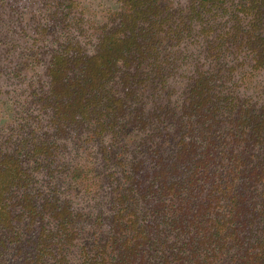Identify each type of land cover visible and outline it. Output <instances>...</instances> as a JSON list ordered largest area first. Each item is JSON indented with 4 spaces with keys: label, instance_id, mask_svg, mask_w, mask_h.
<instances>
[{
    "label": "trees",
    "instance_id": "trees-1",
    "mask_svg": "<svg viewBox=\"0 0 264 264\" xmlns=\"http://www.w3.org/2000/svg\"><path fill=\"white\" fill-rule=\"evenodd\" d=\"M18 2L0 264H264V0Z\"/></svg>",
    "mask_w": 264,
    "mask_h": 264
},
{
    "label": "rangeland",
    "instance_id": "rangeland-1",
    "mask_svg": "<svg viewBox=\"0 0 264 264\" xmlns=\"http://www.w3.org/2000/svg\"><path fill=\"white\" fill-rule=\"evenodd\" d=\"M87 2L89 0H86ZM102 0H90L91 2V6H95L98 2H100ZM41 2V1H40ZM95 4V5H94ZM14 6H16V13L17 15H20V12L26 13V11L30 12H34L35 10H37V8L40 6L39 3L37 4L36 2H34V0H19V2L17 4H14ZM17 25L13 26L14 31L16 32V35H18L20 38H22L23 33L18 29V22H16ZM20 27L22 25H19ZM28 36L26 38V41H28V43L32 42V38L34 36V34L32 33V30L30 27H28ZM17 40L19 39L16 36ZM25 41V39H24ZM19 42L23 43V40L21 39V41L19 40ZM5 44L3 42H1L0 39V72L3 73V76L0 79V92H1V96H6L8 98H11L12 96H14L17 93H23V91L25 90V86L28 83V80H24V85H19L17 84L16 80L9 78L10 75H12V70L15 67V61L13 59V56H8L6 54L5 51ZM8 59V60H6ZM12 59V60H11ZM39 71H41V68L39 69Z\"/></svg>",
    "mask_w": 264,
    "mask_h": 264
}]
</instances>
